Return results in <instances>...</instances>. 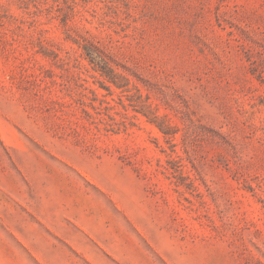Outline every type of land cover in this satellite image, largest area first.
I'll return each mask as SVG.
<instances>
[{
	"label": "rangeland",
	"instance_id": "obj_1",
	"mask_svg": "<svg viewBox=\"0 0 264 264\" xmlns=\"http://www.w3.org/2000/svg\"><path fill=\"white\" fill-rule=\"evenodd\" d=\"M0 264H264V0H0Z\"/></svg>",
	"mask_w": 264,
	"mask_h": 264
},
{
	"label": "trees",
	"instance_id": "obj_2",
	"mask_svg": "<svg viewBox=\"0 0 264 264\" xmlns=\"http://www.w3.org/2000/svg\"><path fill=\"white\" fill-rule=\"evenodd\" d=\"M83 49L85 51V54L89 60L90 63H93L94 65H97L100 69V71L108 77L110 82H112L116 86H120L119 84V78L125 79L124 76L117 73L112 66L109 65L108 61H106L102 55L96 50V47L92 46H86L83 45Z\"/></svg>",
	"mask_w": 264,
	"mask_h": 264
}]
</instances>
